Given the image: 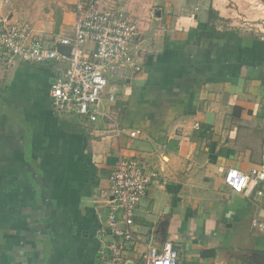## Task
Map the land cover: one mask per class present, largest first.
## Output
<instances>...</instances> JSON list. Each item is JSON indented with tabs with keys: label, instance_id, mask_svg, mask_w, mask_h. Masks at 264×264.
Listing matches in <instances>:
<instances>
[{
	"label": "crops",
	"instance_id": "crops-1",
	"mask_svg": "<svg viewBox=\"0 0 264 264\" xmlns=\"http://www.w3.org/2000/svg\"><path fill=\"white\" fill-rule=\"evenodd\" d=\"M89 1L138 27L142 70L104 105L124 108L117 123L141 138L58 117L51 68L0 54V264H103L120 240L122 264H144L168 242L186 264H264V183L235 193L224 180L264 163V40L239 29L229 0ZM76 2L46 4L32 34L72 31ZM119 155L156 175L130 242L108 228L104 192Z\"/></svg>",
	"mask_w": 264,
	"mask_h": 264
},
{
	"label": "built area",
	"instance_id": "built-area-1",
	"mask_svg": "<svg viewBox=\"0 0 264 264\" xmlns=\"http://www.w3.org/2000/svg\"><path fill=\"white\" fill-rule=\"evenodd\" d=\"M75 24L71 32L59 34L45 41L32 34L27 22L11 17H0V54L6 64L17 62L48 66L53 72L50 102L53 112L60 118L99 125L108 114L103 103L111 79L125 81L139 73L142 66L136 46L138 27L120 12H114L99 3L77 0ZM60 48H67L63 52ZM108 100L113 102L115 94ZM117 140L128 136L141 138L138 130L127 131L120 124H113ZM137 160L119 155L104 192L110 205L108 228L114 238L134 241L132 230L135 211L146 197L152 178ZM226 185L235 193H243L250 186L264 183V163L249 173L229 169L225 174ZM262 195L261 191H258ZM112 242L100 253L103 264H122V245ZM144 264H186L178 250L166 243L160 250L148 248Z\"/></svg>",
	"mask_w": 264,
	"mask_h": 264
},
{
	"label": "rangeland",
	"instance_id": "rangeland-1",
	"mask_svg": "<svg viewBox=\"0 0 264 264\" xmlns=\"http://www.w3.org/2000/svg\"><path fill=\"white\" fill-rule=\"evenodd\" d=\"M52 1L53 0H0V2L3 3V6H1V8L4 7L2 8V10L4 11L3 15L12 17L15 16V18L19 22H27L28 24H30L32 29H34L35 26L36 28H38L37 24L39 23V21H42V17H44L43 9L46 8V4ZM229 3L230 5L237 7V9H235V12L237 11L238 13L236 12L237 16L235 18V21L243 25L239 26V29H244L249 32V34H253L254 37L262 38L264 40V0H229ZM110 81L111 83L109 84L103 97V103L107 102L110 94L109 89L112 86L121 88L123 87V82L125 84L127 83L126 80L120 81L118 79H111ZM107 114L114 121L110 118H107L110 123H101V126L105 125L106 127H108L107 130H103L101 132L102 134L103 132H105V134H108V131L114 128L111 125L116 124L117 121H119V111L112 113V115L110 113ZM111 122L113 124H111Z\"/></svg>",
	"mask_w": 264,
	"mask_h": 264
},
{
	"label": "trees",
	"instance_id": "trees-1",
	"mask_svg": "<svg viewBox=\"0 0 264 264\" xmlns=\"http://www.w3.org/2000/svg\"><path fill=\"white\" fill-rule=\"evenodd\" d=\"M212 11V10H211ZM211 13V12H210ZM212 14V13H211ZM214 14V13H213ZM211 18L213 19V17L211 16ZM209 27V29H211V30H213V31H215V28L213 27V26H211V25H209L208 26ZM122 106V105H121ZM122 108V107H121ZM124 114V108H123V110H121V113H120V115L122 116ZM121 119H122V117H120ZM120 119V120H121ZM76 120V119H75ZM214 255V251H203L202 252V257H210V256H213Z\"/></svg>",
	"mask_w": 264,
	"mask_h": 264
},
{
	"label": "water",
	"instance_id": "water-1",
	"mask_svg": "<svg viewBox=\"0 0 264 264\" xmlns=\"http://www.w3.org/2000/svg\"><path fill=\"white\" fill-rule=\"evenodd\" d=\"M60 50L63 51V52H66V53L69 52V49H67V48H60Z\"/></svg>",
	"mask_w": 264,
	"mask_h": 264
}]
</instances>
